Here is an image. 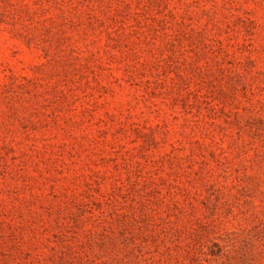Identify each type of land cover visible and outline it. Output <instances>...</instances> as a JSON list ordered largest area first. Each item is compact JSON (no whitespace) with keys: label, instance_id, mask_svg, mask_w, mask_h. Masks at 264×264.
I'll list each match as a JSON object with an SVG mask.
<instances>
[{"label":"rangeland","instance_id":"1","mask_svg":"<svg viewBox=\"0 0 264 264\" xmlns=\"http://www.w3.org/2000/svg\"><path fill=\"white\" fill-rule=\"evenodd\" d=\"M0 264H264V0H0Z\"/></svg>","mask_w":264,"mask_h":264}]
</instances>
